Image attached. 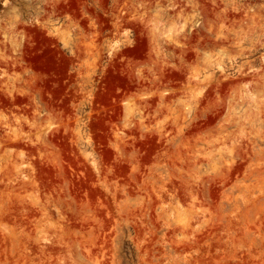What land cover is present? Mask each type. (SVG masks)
<instances>
[{
	"label": "rangeland",
	"instance_id": "374dc122",
	"mask_svg": "<svg viewBox=\"0 0 264 264\" xmlns=\"http://www.w3.org/2000/svg\"><path fill=\"white\" fill-rule=\"evenodd\" d=\"M0 264H264V0H0Z\"/></svg>",
	"mask_w": 264,
	"mask_h": 264
}]
</instances>
